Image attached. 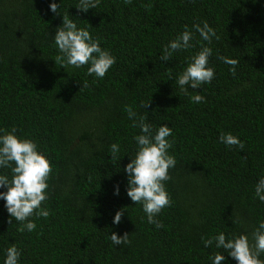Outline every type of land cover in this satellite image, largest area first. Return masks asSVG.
Masks as SVG:
<instances>
[{"label":"trees","instance_id":"16d2710c","mask_svg":"<svg viewBox=\"0 0 264 264\" xmlns=\"http://www.w3.org/2000/svg\"><path fill=\"white\" fill-rule=\"evenodd\" d=\"M51 2L0 0V128L15 127L17 136L35 141L52 168L42 203L50 214L30 218L34 231L10 225L0 200V249L15 244L20 264H210L208 257L222 249L214 241L205 248L202 237L223 231L226 238L244 233L251 241L264 220V204L254 197L264 176V0H100L87 12L75 8L77 0H55L59 12L87 27L116 57L95 81L86 66L55 62L52 36L62 14L49 10ZM204 21L219 39L207 44L194 33L191 49L160 60L163 45ZM204 44L212 48L214 79L185 95L176 74ZM217 56L235 59V71ZM197 94L204 100L191 102ZM125 107L145 115L153 130L172 128L169 153L176 165L165 182L171 204L156 217L160 228L126 195L123 168L139 129ZM229 132L242 148L219 142ZM112 143L121 149L116 160L109 155ZM0 174L11 178L9 170ZM120 209L121 221L113 224ZM113 232L127 233L129 242L113 246L107 238ZM228 264L236 262L229 258Z\"/></svg>","mask_w":264,"mask_h":264},{"label":"clouds","instance_id":"9594fccd","mask_svg":"<svg viewBox=\"0 0 264 264\" xmlns=\"http://www.w3.org/2000/svg\"><path fill=\"white\" fill-rule=\"evenodd\" d=\"M124 3L129 4L131 0H124ZM99 4L100 0H77L74 6L81 12H87L97 8ZM60 5L53 0L48 6L52 13L62 14V24L55 29V35L52 36V43L58 52L55 62L59 61L65 68L80 69L86 66L87 76L92 77L94 81L103 79L116 63V57L108 49L101 47L100 41L87 27H78L77 23L69 18V13L59 12ZM192 29L193 31H189L185 26L174 39L163 45L160 60L169 61L174 54L191 49L194 33H198L200 40L207 44H211L214 38L219 39L216 31L206 21L193 24ZM207 44L187 57L186 66L176 74L174 83L185 95H188L189 88H200L214 79V70L209 66V57L213 53ZM217 59L229 65L230 72L235 71V59L226 56H217ZM86 86L85 83L83 87ZM189 99L193 103H201L204 97L197 94L189 96ZM148 104H142V107L146 109ZM125 111L128 119L132 121V127L139 129V134L132 137L135 152L128 155L130 162L123 168L127 177L126 195L135 205L141 206L148 224L160 228L162 225L156 217L162 209L171 204L165 182L170 179L169 169L176 165L175 157L169 153L172 148V140L169 139L172 128L167 124H159L153 130V125L146 122L145 115H137L131 107H125ZM218 139L226 147H243L240 139L230 132L221 133ZM120 151L118 143L110 144L111 160H116ZM0 169L9 170L11 176L9 178L7 174H0V189H5L0 191V200L4 201V208L9 214L8 223H19L20 232L34 231L37 225L34 219L30 218H47L50 214L47 207H42V203L48 198V179L52 171L49 158L38 149L35 141L17 136L15 127L10 130L0 128ZM113 194L119 195L118 185L114 187ZM254 197L264 204V176L259 177L254 186ZM124 211L125 209H120L115 213L113 224L120 223ZM229 219L233 225L238 223V217L235 215ZM251 237L250 241L247 234L241 233L226 238L225 233L221 231L208 239H201L205 248L214 241L215 248L222 249L208 257L210 264H228L229 258L235 260L236 264H264V260L260 258L264 254V220L258 221ZM107 238L113 246L129 242L127 233L118 236L113 232ZM0 255V264H20L21 251L15 244L0 249Z\"/></svg>","mask_w":264,"mask_h":264}]
</instances>
